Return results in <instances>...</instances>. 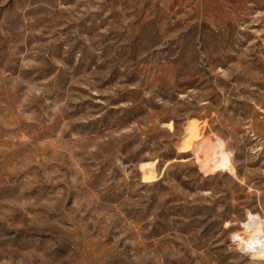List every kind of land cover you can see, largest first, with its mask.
<instances>
[{"label": "rangeland", "instance_id": "rangeland-1", "mask_svg": "<svg viewBox=\"0 0 264 264\" xmlns=\"http://www.w3.org/2000/svg\"><path fill=\"white\" fill-rule=\"evenodd\" d=\"M264 0H0V264H264Z\"/></svg>", "mask_w": 264, "mask_h": 264}, {"label": "bare ground", "instance_id": "bare-ground-1", "mask_svg": "<svg viewBox=\"0 0 264 264\" xmlns=\"http://www.w3.org/2000/svg\"><path fill=\"white\" fill-rule=\"evenodd\" d=\"M252 247L257 248L264 255V227H255L251 231Z\"/></svg>", "mask_w": 264, "mask_h": 264}]
</instances>
